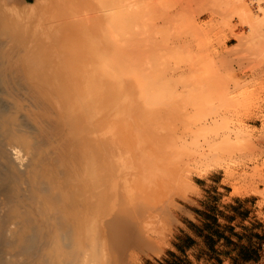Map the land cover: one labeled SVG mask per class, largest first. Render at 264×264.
<instances>
[{"label": "rangeland", "instance_id": "obj_1", "mask_svg": "<svg viewBox=\"0 0 264 264\" xmlns=\"http://www.w3.org/2000/svg\"><path fill=\"white\" fill-rule=\"evenodd\" d=\"M50 1L51 0L46 1V3H48H45V5L41 4L43 7H46V9L42 10L47 11L50 9V6L47 7V5H50ZM124 1V3H126V5L128 4L127 6L130 8L129 12L131 11L133 13L130 12L132 15L130 19L135 20L134 24L131 20V25H129L132 27L138 23L137 26H139H133L135 29L132 28V31L129 29L131 28L130 26L127 28V21L126 28L131 30L128 32L129 34H126L127 30H121L120 28L121 35L119 36L128 39L130 44H128V41L124 44V41L126 42V40L121 41V37L119 38L117 34L120 32H115L116 29L113 30L114 32L111 30L113 32H111V38L114 37V39H117L116 44L118 45H116V48L121 51V53L125 50L124 53L126 52V54L130 56L129 60L124 53V55L122 54V56L126 57V62H130L133 59L135 62L133 67H135L134 69L136 72L138 69L143 76L144 74H147L149 78H151L149 79L147 75H145L144 77L148 78L147 81H152L153 77L156 76L158 78L160 76L158 80L159 83L162 82V85L161 83H157L158 87L160 86L159 88H155L157 85L153 86L155 81H158L157 78H154V82L152 81L153 87L151 86V89L149 88L150 86H147L148 88L146 89V84L144 86L140 83L141 87L138 85V82L135 83V85L133 84V87L137 86L139 90H150L151 92L149 93H155L153 95H156L157 98L161 97V102H158V100L153 99L154 97H152L151 94L148 95L149 97H152L150 105L152 104L155 108L158 107L156 110L160 112V115H158V112L156 113L157 115H153L155 109L151 108L150 105L149 107L153 110L146 106L149 102L145 104L146 100L144 101L142 97L145 94L142 95L140 93L141 90L139 91L136 89L137 87H130L134 90L130 89V91H133L131 92L130 97H134L132 98L134 99V103L130 97L128 102H130V104L132 103V112L136 110L138 111L137 113L134 112L132 117L135 116V113L138 114V117L135 116L134 121H129V119L127 121V118H124L125 116H119L117 119L115 118L116 121L119 120L118 122L122 123L123 120L125 122H123L124 125H122L123 123H119L122 126L120 130H103L100 135L101 140L109 142L103 144L102 141L103 150L101 149V160H104V162L100 163V167H102L100 170L102 169L101 176H104L103 178L100 177V182L102 188L101 194H104V196L100 195V205L103 204L100 206V209L102 210V212L100 210V224L95 226L97 227L98 232L93 230L95 227H92V229L89 227L92 232L86 228L88 231L85 229L87 237L84 235L85 237L82 239L83 246L82 244H79L73 245L75 247L72 248L71 246L65 248L63 246L52 245L48 247V251H46L47 248H45V251L40 249V251L36 252V255L39 257L35 255L28 259L25 254L20 253L18 256L21 257H18V259L24 258L25 260H28L26 263L29 264H44L42 256L45 253L46 255L44 254V256H47L50 260V264H111L110 259L108 258L109 256L104 252L106 250V235L104 236L103 233L105 232L104 223L107 220L106 218H108L107 215L114 210L113 206H116V204L118 205L120 202L118 199H121L123 196L121 203L124 204L125 202L123 203V201H126V199H132V201L127 200L126 203L129 207H126L135 213L136 210H139L137 212L139 213L143 208L136 209L137 204L132 202L138 201L139 204L140 202H144L142 204L146 207L143 209L144 211L142 210L140 212V218H138V214L136 216L135 213L133 214L132 212V214L134 215V219H136V217L139 219L140 222L138 221V223L141 228L142 225L145 227V229L143 227L142 230L144 232L146 231V234H144L147 238V243L151 246L149 256L143 255L137 256L136 258L133 256L129 264H247L245 263V260L249 257L257 256L259 244L264 240V0ZM2 2L3 0L0 2V6L4 4H2ZM4 5L3 7H5ZM41 5L39 7H41ZM20 7L23 9V6H19L17 9L23 12L25 8L22 10ZM2 9L3 8H1L0 11L4 12H0V16L1 13L5 14L6 11L7 13L5 15L2 14V18H0V21H3L2 24L4 23L3 25L0 23V29L4 28L6 30L4 32H6L7 35L5 36L7 38L9 32L12 31L11 26H13V30L15 31L16 27H14V25L19 27L18 24L21 22V27L28 28L24 23V26L22 25V22L27 19L26 17H24V21L19 20L21 19L20 17H23L24 15H18L19 19L15 16L19 21L13 20V13L10 12L13 10H7L10 9L7 7L3 10ZM135 9L137 10L135 11ZM146 10L148 12H146ZM49 11L50 10H48L47 13ZM137 11L140 14L137 13ZM38 13H41V10L38 11ZM43 13H45V11ZM134 13L137 15L139 14L138 18H136V14L134 15ZM150 13L154 15H151ZM45 16L47 17V14ZM45 16L43 14L42 18L41 16L39 17L44 19ZM6 17H8L9 23L12 20L11 23L17 21L18 24L14 23V25H10L11 23L9 24L7 22L8 20ZM4 20H6L5 22H7V25L9 24L10 31L8 30V32L7 29H9V27L6 29L7 25L2 27L5 25ZM28 20L30 19L26 20V24ZM98 21V18L94 19L95 23ZM124 26H126V24H124ZM21 27L18 29L16 28L17 33L19 29H22ZM1 33H3V31ZM13 33L12 36H14ZM22 34H19L21 39L24 37ZM4 37H0L4 42L3 45V42L0 41L2 42V44H0L2 47L6 44L8 45L9 40L11 39L8 38L7 40V38ZM26 37L27 35L25 38ZM28 37H30V34ZM14 38L17 40L20 37L17 38L15 35ZM14 38H12V40H15ZM4 39L7 41H4ZM23 39L21 41L25 43L26 40L24 42ZM26 39L28 42L29 38ZM118 39L120 41H118ZM30 41L31 40H29V43ZM36 41H34V43ZM92 41L97 43V38L93 36ZM22 42L19 43L17 40V44L14 45L18 46L23 44ZM120 42H123L122 45L119 44ZM13 43H16V41L10 42V48H13ZM26 44L23 45L25 46ZM9 46L2 49L7 50ZM22 46L21 48L23 49ZM18 48L20 47L18 46ZM13 49L16 50L15 48ZM126 62L124 59L122 63ZM132 62L127 63L126 65L132 67ZM150 83L151 82H149V85ZM142 87L145 88L143 89ZM153 88L156 90L154 89V91ZM136 91L138 93L133 95ZM145 97L146 96H144V98ZM149 99L151 100V98ZM153 101L154 103L157 101L158 104L156 103L155 106ZM136 103L137 106L135 105ZM140 106L141 108H144L141 110V108H138ZM133 107L135 109H133ZM146 107L149 109L148 111H146ZM139 109L141 111H139ZM150 110L153 112L152 115L150 112L151 116L147 114ZM143 112L144 115L141 114V117L140 113ZM202 113H204V115ZM198 114L200 117L197 116ZM159 116H163V118H160ZM168 116L171 119H168ZM142 118H145V121ZM131 119L133 120V118ZM103 121L105 122L106 120ZM171 122L173 126L170 125ZM136 123L139 124V127L142 125L143 128H137V130H135L136 128L133 129L134 127H137ZM157 123L163 127L160 128L161 126H155ZM164 123L168 124L170 127ZM119 124H116V127L119 126ZM127 126H131L130 131ZM146 126L148 127L144 128ZM151 126L154 128L153 131L150 129ZM168 127L170 130H168ZM212 127L215 128L213 132H202V129L209 130ZM174 129L176 131H174ZM166 131L169 132L170 135L169 133H166ZM135 133H138V135L142 133L140 135V138H142L141 140H144L141 141L142 143L140 142L138 135ZM163 133L164 136H162ZM112 134H115L116 136H112ZM145 134L148 135V139ZM151 134H153V137L150 136ZM135 135L137 137H135ZM166 135L168 136L167 139L170 137L168 140L166 139ZM119 136L121 137V144L118 141ZM114 137L117 140L114 141ZM131 138H133V140L135 139V143ZM144 138L148 140H146L147 143L151 140L154 150H152V154V147L150 148L151 144L149 146ZM136 139L140 142L139 144L141 146ZM225 139L231 143H236L234 150L225 154L219 163L211 165L201 171L195 170L198 156L207 151L209 145ZM162 140H167L168 143ZM131 142L135 144L134 147L133 144L131 146ZM143 142H145V144H143ZM118 143L119 145H117ZM154 143H158L160 149L159 146ZM169 143L172 144L170 145ZM126 144L129 148L131 146L133 150L137 148L133 151V155L132 150L126 154L128 152L127 150H129ZM172 145L173 147L177 146L173 149ZM139 146L141 152H145H143V155L140 150H138ZM145 147L147 148L145 149ZM161 147H163V149ZM161 149L163 150V153L161 152ZM136 151L138 152L136 153ZM164 151H166V153ZM154 152H156V155ZM122 154L123 157H121ZM144 154H146L149 159H154L149 160L151 162L148 164L146 163L147 159L144 160L146 157L141 160L142 156L144 157ZM124 155H127L128 158L129 156L130 158L132 156L133 159H138L132 160V158H129L130 161ZM140 155L141 157L139 159L138 156ZM158 155H162L163 157L166 155L168 159H166V157L162 159V156L158 158ZM103 156H105L104 159ZM114 156L115 159H123L125 157L123 160L126 162L121 159L123 164L121 163L119 166L120 162L118 161L116 164L117 160L115 161ZM156 156L157 159H155ZM169 158L172 159L170 160ZM106 160L108 161L106 162ZM137 160H140L139 163H136ZM143 160L146 161L144 162L145 164H143ZM153 160H156V163ZM167 160H170V162ZM174 160L177 163L173 162L175 164H173L172 167L171 164L166 166L167 163H172L171 161ZM128 161H130L131 166ZM124 162L126 168L124 167ZM127 164L130 168H128ZM132 164L134 166L136 164V168ZM163 165L166 167H163ZM148 166L153 169L154 172H156L155 170L160 171L159 173L163 171L165 173L164 175L162 172L164 175L163 178L165 176L167 178H164L165 180L162 178V180V174H160L161 177L159 178V176H157L158 174L155 175L153 172H150L151 169H149ZM121 167L126 169V173L123 174L122 172H119L121 171L119 169ZM141 167H144L142 174L141 171L143 169ZM172 168H174V171ZM175 168L178 169L179 172L176 171ZM145 169H147L146 172ZM179 169L182 171V177L178 174L181 173ZM138 170L140 171L138 172ZM122 171L124 172V170ZM144 172L145 174L148 172V175L143 174ZM117 174L120 175L119 179L118 176H116ZM132 174L135 175L133 176V179L131 178ZM178 175L182 179L178 178ZM149 176H151V178H149ZM115 177L117 179H115ZM168 177L171 178L170 182ZM101 179L104 182L101 181ZM121 179H126L129 182H121ZM117 180H119V184L117 183ZM140 180H149V183L145 181L146 183L142 184L143 181L139 184L138 181ZM159 180L163 182L161 183ZM120 182L123 185L125 184L124 188ZM154 183L156 185H154ZM163 183L164 185H162ZM171 183L172 187L170 186ZM193 184L196 186H193ZM143 185H145V187ZM165 186L170 187L166 188ZM120 187H122V189H120ZM116 188L119 192L117 191L116 193L111 194V192H115ZM125 188L130 189L132 192H134L133 189H135L137 190V193L136 191L135 193H131L130 190H127V193L130 192L129 196L126 192H123L126 190ZM152 189H158V191L156 190L155 192V190L153 191ZM118 193H121L122 196L118 195ZM111 195H114V199ZM109 196L113 201H110L111 199H109ZM102 197L104 198V201ZM156 200L159 202L157 203ZM147 203L151 205H148ZM134 207L136 208L134 209ZM148 209L151 210L149 211ZM105 211H108L107 215L105 214ZM150 213L153 216H150ZM144 214L148 215V218H146ZM149 217L151 218L149 219ZM153 220L154 222L151 223ZM147 222L149 223L148 225L143 224ZM93 232L96 234L91 235ZM187 233L191 234L193 237H190ZM90 237L93 239H89ZM175 240H183V250L177 254L171 251L172 246L175 244ZM53 247H56L54 248L56 249V252ZM59 247L61 248V251H59ZM68 248H70V250H66ZM73 250L76 251V255L74 254L76 258L79 257L78 262L75 260L73 262L72 260L75 258V256L72 258V253H74ZM79 250L84 254H81ZM57 251L60 253V256H58ZM71 251L73 252L70 253ZM68 253L69 255L71 254V256H69ZM216 254L221 255L222 258H219ZM24 259H22V261L19 259V264H22L23 262L25 264ZM70 259L72 261H70ZM249 264L254 263L250 262Z\"/></svg>", "mask_w": 264, "mask_h": 264}, {"label": "bare ground", "instance_id": "obj_2", "mask_svg": "<svg viewBox=\"0 0 264 264\" xmlns=\"http://www.w3.org/2000/svg\"><path fill=\"white\" fill-rule=\"evenodd\" d=\"M46 1L49 0H32L30 2L23 0H3L2 2V4L3 3L5 4V5L3 4L5 7L10 8L7 10H13L10 11L13 13V15L15 14L14 16L12 15V18L14 17L13 20H17L16 17L19 19L18 15L20 16V14H22V16L24 15L23 17H20L21 18L19 19L20 21L21 20L24 21L25 19L24 17L30 20H28L27 24L25 23L27 19H25V21L22 22V25L24 23V25L28 27V28L24 27L25 28L24 29L23 27L20 26L21 22L18 24L17 21L19 20H17L16 22L13 21V23H11L12 22L11 20L10 21L11 24H10L8 17H6L8 20L7 22L10 25H14V23L15 24L17 23L19 27L22 28L21 30L19 29L17 33L16 28L18 26L14 25V27H16L15 31L13 30L14 29L13 26H11L12 31L9 32L8 38H11L10 40L13 42L16 41V43H13V45L17 44V40L19 41V43L22 42L21 40L24 38L23 40L24 42L26 40V42L25 43L22 42V43L23 44L28 43V44H26L25 46L23 44H20L21 46L23 45L22 46L23 49L21 48L20 45H18L20 48H18L17 45H14L17 47L13 46V48L15 49L18 48L21 50L18 49L14 50L13 48H10L9 46L11 42L10 40L8 45L5 43L7 45V46L5 45L6 47L5 46L2 47L0 45V264H19L20 262L18 261L20 260L22 261V259H24V258L22 259L19 258L20 260L18 259V257H21L18 256L20 255V253L25 254L28 257V259H30L34 257L36 255V252L40 251V249L45 251L44 249L47 248L46 251H48V247L52 245L54 246L58 245L60 247L63 246L65 248L68 246H71V248L75 247L73 245H79L83 243L82 239L85 236L87 237L86 231L88 230L91 231L92 227L94 228L95 226H97V224H100L99 223L100 214H101L100 206H102L103 204L102 203L100 205V195L104 196V194H101L102 188L100 182V177L103 178L104 176V175L101 176L102 169L100 170V168H102L100 167V163L104 162V160L103 161L101 160L102 157L101 149L103 147L102 141L103 144L107 142L106 140H105L106 142H104V140H101L100 137L101 132L103 130L108 131L111 129L120 130L122 126L119 123L121 122H118L119 120L116 121L117 117L119 116L121 117L125 116L124 118L125 119L127 118L126 119L127 121L128 119L129 121L130 120L134 121V117L135 116L138 117L137 116L138 114H136L138 112L137 110L134 111L136 113L135 116L132 117L134 113L132 112V107H131L132 103L130 104V102H128L129 97L131 96V92L134 91L132 88H130L133 87V84L135 85V83L137 82L139 83L138 85H140L141 83V85L143 84L145 86L146 84V89L148 88L147 86H150L149 88L151 89L153 86L159 83L158 78L160 76L158 78L156 76L153 77L152 79L153 82H154V78L155 79L157 78L158 80L155 81L156 84L154 83L153 85L152 84L153 82L151 80L147 81V79L149 78L147 74H144V76L147 75L148 77L145 78L138 69L136 72V70L134 69L135 67H133L135 65L133 59L130 62L129 61L126 62V57L127 59L130 60V56L127 55L126 52L124 53L125 50L121 53V51H119L116 48V45H118L116 44L117 39H114L113 36H112L113 38H111V34L114 32L113 30L116 29L115 32L117 31L120 32L117 33L118 37L120 38L121 36L119 35H121V30H127L126 34H129L128 32H130L132 28L135 29L133 26L135 25L137 26L138 24L137 23L132 27L130 26L131 25L130 22L133 21L134 24L135 20L130 19L132 17V15L130 14L131 11L129 12L130 8L129 6H127L128 4L126 5V3H124L125 2L124 0L123 1L122 0H51L49 3L50 5H47V7L50 6L49 7L50 9H48L50 11L48 13H47L48 10L47 11L42 10V9H46V7L45 6L43 7V5H41V4L45 5ZM3 5L0 6V9L1 8L5 9ZM40 5L41 7H39ZM19 6H23V9L25 8V10H23L22 7H20L23 10V12L19 11V9H17L19 8ZM137 9H135V11ZM40 10L41 13H38V11ZM44 11L47 14V17L45 16L46 14L43 13ZM0 12H4V11H0ZM146 12L148 11L146 10ZM6 13L7 11L5 12V14ZM137 13L139 12L137 11ZM2 14L4 13H1V16ZM43 14L45 18L43 17L44 19H41ZM135 14L136 13H134V15ZM138 15L136 14V18H138ZM1 16L0 18H2ZM39 16H41V18ZM97 18L99 19V21L95 23L94 19ZM5 21L6 20H4V22ZM127 21H128V27L126 23ZM2 22L0 21L1 24ZM7 22H5L4 26H2L4 23L1 26L5 27L7 25ZM9 24L6 26V29L7 27H9ZM124 24H126V26H124ZM129 26L131 28H129ZM126 27L131 30L127 29ZM3 29H0V34H1L0 37L2 38L5 35H7L6 32H4L6 30ZM8 30L10 31V27L9 29H7V32ZM2 31L3 33H1ZM22 31L23 34L24 33L26 34L23 35ZM29 31L32 33H30ZM28 32L30 34V37H28L29 36ZM12 33L14 36H12ZM19 34L20 35L22 34V36L24 37H22L21 39V36ZM15 35L17 38L20 37L19 38L20 40L19 39L16 40V38H14ZM26 35H27L26 38H29L28 42L27 39L25 38ZM93 36L97 38V43H94L92 41ZM2 38H0V41H2L1 40ZM4 38L7 37L5 36ZM12 38H14L15 40H12ZM122 38L123 37H121V41L126 40V42L124 41V44H126L128 39L123 38L122 40ZM7 40L4 39V41ZM29 40H31L30 43ZM34 41L36 42L34 43ZM118 41L120 40L118 39ZM2 42H0V44H2ZM122 43L120 42L119 44L122 45ZM128 44H130L129 41ZM8 46L9 48L7 50L2 49V48H7ZM123 53L125 54L126 57L122 56ZM123 58L125 59L126 63H122L124 61ZM131 62H132V67L130 65H126L127 63H131ZM145 79L147 82L145 81ZM149 82H151L150 85ZM160 83L162 85V82ZM159 87L158 85L157 87L155 86V88H159ZM142 88L144 89L145 87ZM155 88H153V90ZM130 89H132L133 91H130ZM136 89L139 90L138 87ZM146 89L144 90L147 93L140 89L141 90V91L139 90L140 93L142 95L145 94L143 96L141 94L140 95L143 97L144 101L146 100L145 104L149 102L148 105H146L149 109L151 108L155 109L153 111L154 113L151 111L153 109H151L147 114H149V116H151L152 113L153 115L154 114L157 115L156 113L158 111L156 109H158V107L155 108L152 106V104L150 105L151 103L150 101H152V97H154L153 99H156L158 100V102H161L160 100L161 97L160 98L158 97L159 98L158 99L156 95H153L155 93L152 92L153 94H151L149 93L151 91L150 90L147 91ZM136 93L138 92L137 91L134 92L133 95ZM149 94H151L152 97L151 96L149 97L148 96ZM144 96H146L147 98L146 97L144 98ZM132 98L131 100L133 101L134 99ZM149 98H151V100ZM154 101L153 104H155L156 106V103L158 104V102L156 101L154 103ZM137 103L135 104L136 106ZM149 105L151 106V108L149 107ZM147 107H146V111L149 110ZM135 108L133 107V109ZM138 108H141V106ZM141 110L139 109V111ZM141 114L144 115V112L140 113V115ZM199 114L197 116H199ZM202 114L204 115V113ZM158 115H160V112H158ZM131 118H133V120ZM160 118H163V116ZM142 119L145 121V118ZM168 119L171 118L168 116ZM103 120L106 121L104 122ZM123 122L124 121L122 120V123ZM172 122L170 125H172ZM114 123H116L117 125L119 124V126H117L118 128ZM124 123L122 125H124ZM136 125L137 127H134L133 129L136 128L135 130H137V128L138 129L143 128L141 124H140L141 127H139V124L137 123ZM156 125L161 126L160 128L163 127L162 125H158V123L155 124V126ZM130 127H129V131H130ZM147 127L148 126L144 128ZM150 129H152L151 131H153L154 129L153 126H151ZM168 130H170V128ZM214 130L215 128L212 127L209 130L202 129V132L204 133L213 132ZM174 131L176 130L174 129ZM166 133L169 132L166 131ZM141 134L138 135L137 133L136 135H138V138H140ZM153 134H151L150 136H152ZM114 135L112 134V136ZM136 135L135 137H137ZM120 136L118 137L119 143L121 140ZM147 136L148 135H146V137ZM162 136H164V133ZM167 137L168 136L166 135V139ZM131 139L133 140V138ZM141 139L142 138L139 139L140 142L144 141ZM144 139L146 142L148 137L147 139L146 138ZM115 140L117 139L114 137V141ZM167 140L166 141L162 140V141L168 143ZM133 142H131V146ZM140 142H138V144ZM145 142H143V144H145ZM119 143L117 145H119ZM138 144L136 143L137 146ZM147 144L150 146L151 140ZM156 145H158L160 149V145L158 143ZM235 145H236L235 142L231 143L226 139L209 145L208 150L201 153L198 156L197 166L195 167V170L201 171L210 167L211 165L219 163L225 154L234 150ZM131 146L130 148L127 146L129 150H127L128 152L126 151L127 152L126 154H128L130 150H132V155L134 154L133 151H135L137 148L133 150ZM134 146L135 144H133V147ZM140 146L138 147V150H140ZM151 147L152 144L150 148ZM175 147H173V149ZM146 148L147 147H145V149ZM161 148L163 149V147ZM162 149L161 152L163 153ZM152 150L153 147L151 148V154L154 151ZM137 152L138 151H136V153ZM143 152L144 151L141 152L142 155ZM164 152L166 153V151ZM154 153L156 155V152ZM123 154L121 157H123ZM161 156L158 155V158ZM164 156L166 157V155ZM104 157L105 156H103V159ZM125 157H127V155ZM125 157L123 159H125ZM138 157L140 159L141 155ZM165 157L162 156V159ZM129 158L128 160H130L131 158L132 160L138 159V158L133 159L132 156L130 159ZM143 158H145L144 160L147 159L146 160L147 162L143 160V164H145L144 162L149 164L151 162L149 160L154 159V158L149 159L148 156H146V154H144V157L142 156L141 160ZM121 159L120 158L115 159V161L117 160L116 164L118 161L120 162L119 166L122 163ZM155 159H157V156ZM166 159L168 158L166 157ZM170 160L167 161L170 162ZM107 161L108 160H106V162ZM130 161H128V163L131 166ZM139 161L140 160H137L136 163H139ZM153 161L155 162L156 160ZM125 162H124V167L126 166ZM171 162L172 163H167L166 166L171 164L172 167L173 164L177 163L175 162V160ZM164 166L165 165H163V167ZM124 167H121L123 169L119 168L121 170L119 172H122L123 174L126 173L125 172L126 167L125 168ZM134 167L136 168V164ZM128 168L130 167L128 166ZM141 168L143 169L141 171L142 174V172L144 171V167ZM149 169L151 168L149 167ZM173 169L174 168H172V170ZM122 170H124V172ZM146 170L147 169H145V172ZM139 171L140 170H138V172ZM155 171L156 172H154L153 169H151L150 172H153V174L155 175L158 174L157 176H159V178L162 176L161 179L165 175L163 171H161V173H159L160 171L158 170ZM176 171H178V169H176ZM145 172L143 174H145ZM162 172L164 175L162 174ZM160 174L162 175L160 176ZM178 174H180L181 177L183 175L182 171L181 173ZM116 176H118L119 179L120 175L117 174ZM133 176L135 175L134 174L131 175L132 179ZM170 177H168L169 182L171 179ZM181 177L178 175V178L182 179ZM149 178H151V176H149ZM164 178L167 177L165 176ZM115 179L117 178L115 177ZM101 181L103 180L101 179ZM118 181L119 180H117V183ZM122 181L126 182L127 180L121 179V182ZM143 181L144 180H140L138 181V183L140 184V182ZM145 181L142 184L146 183ZM148 181L147 183H149ZM121 182L120 184L124 188L125 184L123 185ZM164 183L162 185H164ZM154 185L156 184L154 183ZM143 186L145 187V185ZM170 186L172 187V183ZM193 186L196 185L193 184ZM122 187H120V189H122ZM125 189H123L125 190L123 192L130 190L128 188ZM133 190L134 192L130 190L131 193H135V191L137 193V190L135 189ZM152 190L154 191L155 189ZM156 190L158 191V189ZM117 191L119 192V190H117L116 188L115 192H111V194L116 193ZM129 194L130 192L127 193V195ZM118 195L122 196L121 193H118ZM122 197L121 199H123ZM109 199H111L110 201H113L114 197L112 199L109 196ZM119 199L118 201L120 202L118 203L117 201L118 205L115 203L116 206H113L114 210H112L111 213L109 212L110 214L107 213L109 210L105 211L106 212L105 214L106 215L108 214L107 215L108 218L105 217L107 219L104 223L105 232L101 231L104 233V236L106 235V244H105L106 250L104 252H106V254L109 256L108 258L110 259L111 264H124V263L129 264L133 256H135V258L137 256H143V255L149 256L150 255L149 251H151V246L147 243V238L145 236L146 231L144 232L142 230L144 226L142 225L141 228V226L138 223L139 219H137V217L136 219H134L133 214L135 212L129 210L126 207V206L129 207V205L126 203L127 200L132 201V199H126V201H123V203L125 202L124 204L126 205L122 204L121 199L120 200ZM158 202L159 201H157V203ZM132 203L137 204L136 206L137 208L134 207V209L135 208L141 209V207L145 209L146 207L145 205L142 204L144 202H140L139 204L138 201H133ZM142 210H140V212ZM148 210L150 211L151 209ZM138 211L139 210H136L135 216L138 214V218H140L139 217L140 212L137 213ZM149 215L153 216L151 215V213ZM145 216L146 218H148L147 217L148 215ZM150 218L151 217H149V219ZM148 222L143 224L148 225L149 224ZM152 222H154V220L151 221V223ZM89 227H91V229ZM93 230H96V232H98L97 227H95ZM93 234L96 233L93 232L91 235ZM89 239H93V238L90 237ZM83 245L84 244H82V246ZM54 248L56 247H53V249ZM55 250L56 249H54V251ZM66 250H70V248ZM80 250L79 252L81 253ZM59 251H61V248ZM73 251H71L70 253H72ZM75 252L76 251L72 253V258L73 256L76 255ZM44 254L42 256V260L44 264L45 263L50 264V260L47 258V256H44ZM59 254L60 253H58V256H60ZM69 256H71V254ZM78 259L79 257L76 258L75 256V258L72 260L73 262L74 260L78 262ZM72 260L70 259V261ZM26 262H28V260H25V264H29ZM22 264H24V262Z\"/></svg>", "mask_w": 264, "mask_h": 264}, {"label": "crops", "instance_id": "obj_3", "mask_svg": "<svg viewBox=\"0 0 264 264\" xmlns=\"http://www.w3.org/2000/svg\"><path fill=\"white\" fill-rule=\"evenodd\" d=\"M23 1H27L30 2L32 0H23ZM190 237H193L191 234L187 233ZM183 244V240H175V244L172 246L171 251L174 252L175 254L180 253L183 250L182 247ZM219 258H222L221 255L216 254ZM258 255H259V251L257 252V256L254 257H249L245 260V263L249 264L250 262H254L258 259Z\"/></svg>", "mask_w": 264, "mask_h": 264}, {"label": "built area", "instance_id": "obj_4", "mask_svg": "<svg viewBox=\"0 0 264 264\" xmlns=\"http://www.w3.org/2000/svg\"><path fill=\"white\" fill-rule=\"evenodd\" d=\"M254 264H264V240L259 244L258 259L253 262Z\"/></svg>", "mask_w": 264, "mask_h": 264}]
</instances>
